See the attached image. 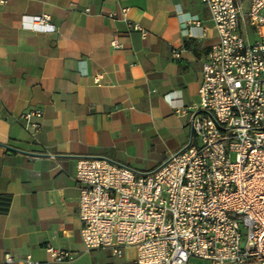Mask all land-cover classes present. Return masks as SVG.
I'll list each match as a JSON object with an SVG mask.
<instances>
[{
  "label": "crops",
  "instance_id": "obj_1",
  "mask_svg": "<svg viewBox=\"0 0 264 264\" xmlns=\"http://www.w3.org/2000/svg\"><path fill=\"white\" fill-rule=\"evenodd\" d=\"M237 1L244 9L250 2ZM121 7L144 37L121 18ZM41 15L52 31L32 28ZM112 38L121 49L110 46ZM216 40L201 0H0V196L11 198L0 213V264H22L27 255L42 264H84L94 250L105 264H135L134 247L120 257L85 249L75 162L103 157L149 173L180 151L185 138L148 171L129 163L136 143L159 142L175 124L189 127L201 63ZM34 108L43 115L32 136L20 115ZM48 245L74 259L50 261Z\"/></svg>",
  "mask_w": 264,
  "mask_h": 264
},
{
  "label": "built area",
  "instance_id": "obj_2",
  "mask_svg": "<svg viewBox=\"0 0 264 264\" xmlns=\"http://www.w3.org/2000/svg\"><path fill=\"white\" fill-rule=\"evenodd\" d=\"M201 2L217 40L201 63L187 144L149 173L103 157L75 162L87 250L109 249L120 257L134 247L135 264H264V0H250L247 9L237 0ZM127 10L119 9L121 18L144 37ZM48 21V15L35 17L32 28L52 31ZM110 46L122 48L116 38ZM42 115L38 108L20 115L32 136ZM45 250L55 263L74 259L69 250ZM22 264L42 263L27 255Z\"/></svg>",
  "mask_w": 264,
  "mask_h": 264
},
{
  "label": "rangeland",
  "instance_id": "obj_3",
  "mask_svg": "<svg viewBox=\"0 0 264 264\" xmlns=\"http://www.w3.org/2000/svg\"><path fill=\"white\" fill-rule=\"evenodd\" d=\"M185 126L186 125L183 124L178 127L177 124H175V126L164 132L163 140L159 142L152 141V144L147 146H141V144L136 143L130 153L129 163L131 166L141 171H148L157 165L166 152L168 153L170 149L176 147L180 140L185 138V144H187L190 136V129ZM87 253V256L84 257V264H105L103 251L94 250ZM192 263L208 264L204 261H192Z\"/></svg>",
  "mask_w": 264,
  "mask_h": 264
},
{
  "label": "trees",
  "instance_id": "obj_4",
  "mask_svg": "<svg viewBox=\"0 0 264 264\" xmlns=\"http://www.w3.org/2000/svg\"><path fill=\"white\" fill-rule=\"evenodd\" d=\"M11 198L8 195L0 196V213H6L10 207Z\"/></svg>",
  "mask_w": 264,
  "mask_h": 264
},
{
  "label": "water",
  "instance_id": "obj_5",
  "mask_svg": "<svg viewBox=\"0 0 264 264\" xmlns=\"http://www.w3.org/2000/svg\"><path fill=\"white\" fill-rule=\"evenodd\" d=\"M190 134H191V132H190ZM1 146L5 147V148H8V149H10V150H14V151L21 152V153H25V154H33V153H27V152L20 151V150H18V149H15V148L9 147V146H7V145H1Z\"/></svg>",
  "mask_w": 264,
  "mask_h": 264
}]
</instances>
